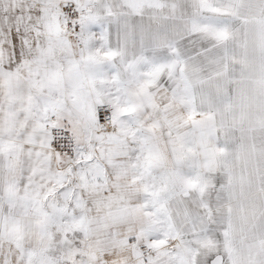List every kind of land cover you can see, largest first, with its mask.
Returning <instances> with one entry per match:
<instances>
[{"label": "snow or ice", "instance_id": "1", "mask_svg": "<svg viewBox=\"0 0 264 264\" xmlns=\"http://www.w3.org/2000/svg\"><path fill=\"white\" fill-rule=\"evenodd\" d=\"M0 264H264V0H0Z\"/></svg>", "mask_w": 264, "mask_h": 264}]
</instances>
